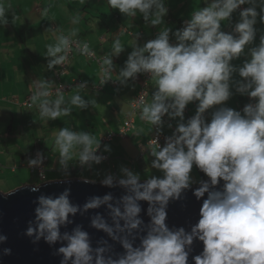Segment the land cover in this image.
Returning a JSON list of instances; mask_svg holds the SVG:
<instances>
[{"label":"clouds","instance_id":"1","mask_svg":"<svg viewBox=\"0 0 264 264\" xmlns=\"http://www.w3.org/2000/svg\"><path fill=\"white\" fill-rule=\"evenodd\" d=\"M254 2L212 0L206 7L195 10L185 26L175 32L176 44L169 42L170 29L165 27L156 39L146 42L143 48H135L128 56L120 76L128 80L141 72L149 73L157 89L151 103H144L141 97L142 121L160 126L165 115L183 120L189 103L197 101L198 106L196 115L186 124H178L164 147H159L156 139L150 141L151 155L155 157L152 167L163 172V178L153 176L141 184L138 174L125 170V178L119 180L132 195L122 198L123 212L119 207L109 205L118 231L137 229L142 223L137 218L141 211L138 201L149 204L151 225L140 246L134 248L127 239L122 240L125 254L118 259H105L102 255L105 249L99 248L95 264H188L186 247L192 245L194 238L204 245L202 254L194 257V264H264V36H261L259 46L251 50V59L239 68V76L244 82L236 85L237 92L247 93L257 101L256 104L246 105L243 115L234 109L219 107L212 113L210 122L203 118L208 110L229 100L230 80L236 71L231 61L238 59L245 46L255 39L258 13L254 7L240 11V20L234 28L238 38L221 31V22L230 20L242 5ZM107 4L129 17H135L139 12L153 26L161 25L168 11L163 0H107ZM260 4L264 5V0H260ZM259 15L260 22L264 23V7ZM3 17L4 9L0 6V22L6 23ZM78 19L74 18L73 23ZM68 45V38L61 36L56 45L47 47V55L56 57L62 46ZM113 50L117 55L122 51L119 40L114 42ZM81 53L94 55L87 44L83 45ZM66 59V56L53 59L49 68ZM104 64L110 68L112 60L105 58ZM38 95L48 96L49 93L42 91ZM62 102L61 97L54 107L42 103L41 116L56 120L69 115L68 109H60ZM71 103L79 108L87 107L79 95L73 96ZM55 143L62 165L72 158L76 146L81 147L79 161L82 164L90 160L100 162V157L95 155L99 144L90 133L63 128L57 133ZM29 163L36 165L38 161ZM193 166L208 177V181H201L194 191L197 199L208 194L200 209V219L191 233H186L183 228L170 231L165 224V208L170 199L179 198L183 190L190 188ZM221 181L223 189L216 190ZM103 184L112 186L113 178H106ZM31 190L37 191L36 188ZM67 196L65 192L55 199L39 198L36 230L49 243L61 239L60 227L78 210ZM109 200L111 196H105L103 200L94 198L85 209L97 208ZM157 204L158 208L155 207ZM119 220L125 222L124 229L120 228ZM92 223L113 235V229L100 217ZM33 231L29 228L28 235ZM63 240L67 245L59 249L64 256L62 264L69 259L72 264H93V250L86 232L77 228L72 234L65 233Z\"/></svg>","mask_w":264,"mask_h":264},{"label":"crops","instance_id":"2","mask_svg":"<svg viewBox=\"0 0 264 264\" xmlns=\"http://www.w3.org/2000/svg\"><path fill=\"white\" fill-rule=\"evenodd\" d=\"M211 2L212 0H163L167 14L161 25L153 26L139 12L135 17L126 14L121 16L118 10L108 6L107 0H0L4 9L3 20L6 21L0 22V170L16 173L18 167L29 168L31 160L38 161L43 156L48 159L45 167L46 180L67 170L78 171L75 166L81 163L78 153L73 154L74 158L67 161L66 165L60 163V170H48L51 163L48 151H58L56 135L60 129L68 128L70 131L90 133L95 137L100 149L95 155L100 157V162H90L99 166L106 165L107 169L100 172L99 179L97 176L89 179L82 174H79V178L103 182L112 177L113 181H119L125 178V170L138 174L140 181L153 176L163 178V172L152 167L155 157L151 155L152 148L147 147L148 141L156 135L154 127L159 128L161 135L172 137L177 125L186 124L189 119L183 117L181 120L179 117L170 118L165 115L160 126L142 121L140 114L133 113L131 103L140 91L143 72L128 80H124L120 72L130 53L137 47L143 48L148 39H156L163 28L170 29L169 42L177 43L175 32L185 26L195 10L206 7ZM102 5L105 7H100ZM242 6L254 7L258 13L257 23L254 25L255 39L245 46L238 59L231 61L236 69L230 80L231 96L223 105L208 110L210 117L219 107L231 108L243 115V108L250 100L247 93L236 91L237 82H244L238 70L245 61L251 59V50L259 46L260 38L264 36V23L260 22L259 15L264 5L260 4V0H255L254 3ZM239 13L236 10L230 20L222 21L221 31L239 22ZM76 17L79 19L73 23ZM61 36L87 44L89 51L97 59L75 52L67 74H59L61 64L49 68L50 62L62 56L65 48L62 46V51L56 57H51L47 55V47L56 45ZM116 40L122 46L119 55L113 50ZM104 58L112 60L110 68L104 64ZM75 81H81L84 87L77 86ZM60 85L71 86V89L60 96L38 95L42 91L57 89ZM147 90V103H151L153 93L157 90L153 80ZM75 95H79L87 107L73 105L71 100ZM61 97L63 102L59 107L61 110L68 109L69 115H62L56 120L42 117L41 104L47 102L49 107H54L55 101ZM13 98L21 104L30 100L33 107L13 103ZM197 106V101L186 106L190 116L196 115ZM127 121L133 123V129L124 138H114L110 142L103 140L110 134L119 133ZM80 150L78 148V152ZM103 155H107L108 160H103ZM57 157L61 159L60 154ZM190 175L191 186L205 181L204 173L195 166ZM21 186L23 185L2 192L9 193Z\"/></svg>","mask_w":264,"mask_h":264},{"label":"water","instance_id":"3","mask_svg":"<svg viewBox=\"0 0 264 264\" xmlns=\"http://www.w3.org/2000/svg\"><path fill=\"white\" fill-rule=\"evenodd\" d=\"M144 182L140 181L141 184ZM198 187L200 184L190 186L180 193L179 198L169 200L165 208V224L170 231L183 228L186 233H191L192 228L198 223L200 209L208 195L205 193L204 197L197 199L194 191ZM32 188H36L37 191H32ZM222 189L223 181L216 186V190ZM65 192L68 193L67 198L70 204L78 210L75 215H69L67 224L60 227L61 239L49 243L44 236H39L36 230V209L40 206L39 198L43 196L55 199ZM127 195H132L130 189L121 186L119 181H113L112 186H106L103 182L85 178L53 180L38 186L27 185L9 193L0 191V238H3L0 239V264H62L64 256L59 249L67 245L63 236L65 233L72 234L77 228L88 235L90 247L93 250V264H95L96 250L99 248L105 249L102 253L105 259L120 258L125 254L121 241L127 239L134 248L139 247L151 225L148 202L138 201L141 211L137 218L142 223L135 230H117L109 205L112 208L119 207L123 212L122 198ZM105 196H111V200L97 208L85 209V205L94 198L103 200ZM155 207L158 208L159 205ZM97 217L113 229L112 236L93 226L92 222ZM119 225L121 229H124L125 222L119 220ZM29 228L34 229L32 235H28ZM203 248V242L194 238L192 245L186 247L189 253L188 264H194V257L201 255ZM65 264H72V260L69 259Z\"/></svg>","mask_w":264,"mask_h":264},{"label":"built area","instance_id":"4","mask_svg":"<svg viewBox=\"0 0 264 264\" xmlns=\"http://www.w3.org/2000/svg\"><path fill=\"white\" fill-rule=\"evenodd\" d=\"M243 9H245V7H243V6H241L239 9H237L238 11H242ZM234 28H235V25H233V26H230V27H228V28H226L223 32H225V33H230V34H232L234 37H236V38H238V33H236L235 31H234ZM141 38H143V37H140V39ZM68 40H69V45L64 49V51H63V53H62V56H66L67 57V59L65 60V62L64 63H62L61 64V69H60V71H59V74L60 75H65V74H67V72H68V66H69V64L71 63V60H72V58L74 57V53L76 52H79V53H81V48L83 47V45L82 44H80V42H78V41H76V40H73V39H71V38H68ZM149 40H153V39H148V41ZM171 44H176V42H170ZM89 52H91V53H93L92 51H89ZM84 56H86V57H88V58H92V59H97V57H96V55L94 54V55H86V54H83ZM105 59V58H104ZM104 70H105V68H104ZM107 75V77H109V74L107 73L106 74ZM142 80H141V88H140V91L138 92V94L134 97V99H133V101H132V103H131V107H132V111H133V113H138V114H140V112H141V108H142V105H141V103H140V101H141V97L143 96V98H144V103H147V100H148V96H149V93H148V90H147V88H148V85H149V83L151 82V80H152V78H151V74H149V73H144L143 72V74H142ZM75 84L77 85V86H82V87H84V83H81V81H75ZM70 89H71V86H65V85H60L57 89H54V90H51V91H49L48 93H49V95H48V97H53V96H60V95H63V94H65V93H67L68 91H70ZM11 102H13V103H16V104H19L20 106H25V107H27V108H32L33 106H32V103L30 102V100H27L25 103H19V102H17L14 98L12 99V101ZM256 100L255 99H253V98H250V100H249V102L247 103V105L248 104H252L253 106L256 104ZM246 106V105H245ZM244 106V107H245ZM244 109V108H243ZM184 117H187L189 120L193 117V116H190L189 115V110H188V108L186 107L185 108V110H184ZM203 118L205 119V121L206 122H210L211 121V117H210V114H209V112L207 111L206 113H204V115H203ZM131 129H133V123L131 122V121H127V122H125V124H124V126L121 128V130H120V132L119 133H117V134H110V135H108L105 139H103L105 142H110V141H112L114 138H124L126 135H127V133L131 130ZM154 130H155V136H154V138L153 139H156L157 141H158V145H159V147H164L165 146V144H166V140H167V138H169V137H167V136H164V135H161L160 133H159V128L158 127H154ZM153 139H151V140H153ZM150 140V141H151ZM150 141H148V143H147V147L148 148H152L153 146L150 144ZM104 142V143H105ZM100 152V149L99 148H97V150H95V154L96 153H99ZM102 159L103 160H108V157H107V155H103L102 156ZM47 162H48V159L46 158V157H43V156H40L39 158H38V163L36 164V165H30V169H31V171L32 172H38V174H39V177H40V179L42 180V181H44V182H46L47 180H46V175H45V172H46V164H47ZM205 175V174H204ZM205 179L207 180L208 179V177L207 176H205Z\"/></svg>","mask_w":264,"mask_h":264},{"label":"rangeland","instance_id":"5","mask_svg":"<svg viewBox=\"0 0 264 264\" xmlns=\"http://www.w3.org/2000/svg\"><path fill=\"white\" fill-rule=\"evenodd\" d=\"M92 5L94 4V2L91 3ZM91 5V6H92ZM1 6V5H0ZM93 7V6H92ZM100 7H105V6H100ZM91 10V8H90ZM92 12V10H91ZM123 15V13H121V16ZM124 17V15H123ZM82 59V58H80ZM78 148H81L80 146H76L73 150H72V158H74L73 154L76 153H80V151L78 152ZM59 151V149H57ZM58 151H48V154L51 156L50 160L51 163L49 165V169L51 170V168H54V170H60L61 169V165H60V160L58 159L57 155L60 154ZM70 161V160H68ZM91 161V160H90ZM88 161L87 163H79L76 164V169L78 170L79 174H82V176H86L89 177V179H92L94 177H98L99 179V174L101 171L106 169V165H101L99 166L97 163H93ZM83 165V168H81V166ZM127 169V168H126ZM107 171V169H106ZM84 174V175H83ZM50 178V177H49ZM45 183L44 181H42L39 178V174L38 172H32L30 168H23V167H18L16 173H12L11 170H6V169H1L0 170V191L3 190H7L8 188H14L16 186H20L21 184L24 186L27 185H40ZM21 186V187H23ZM20 188V187H19Z\"/></svg>","mask_w":264,"mask_h":264},{"label":"trees","instance_id":"6","mask_svg":"<svg viewBox=\"0 0 264 264\" xmlns=\"http://www.w3.org/2000/svg\"><path fill=\"white\" fill-rule=\"evenodd\" d=\"M80 44H82V43H80ZM79 177H80V175H79L78 171H75V170L74 171L67 170V171H65V172H63V173H61L59 175H55V177H53L51 180L52 181L53 180H56V179L57 180H65V179H74V178H79ZM51 180H48L47 179L46 182L51 181Z\"/></svg>","mask_w":264,"mask_h":264}]
</instances>
